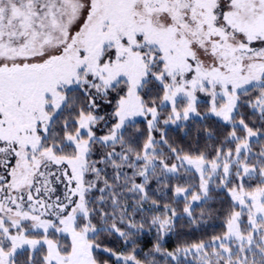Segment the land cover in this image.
Returning <instances> with one entry per match:
<instances>
[{"label": "snow or ice", "instance_id": "1", "mask_svg": "<svg viewBox=\"0 0 264 264\" xmlns=\"http://www.w3.org/2000/svg\"><path fill=\"white\" fill-rule=\"evenodd\" d=\"M198 94L228 126L212 154L160 127L206 119ZM254 137L264 0H0V264H264ZM213 184L230 197L225 230L168 251L173 204L197 223Z\"/></svg>", "mask_w": 264, "mask_h": 264}, {"label": "trees", "instance_id": "2", "mask_svg": "<svg viewBox=\"0 0 264 264\" xmlns=\"http://www.w3.org/2000/svg\"><path fill=\"white\" fill-rule=\"evenodd\" d=\"M199 111L202 115H206L207 118L200 119L199 117H193L189 121L180 124L187 125L186 127L161 126V128L166 132L170 144L178 148H184L186 151L195 150L198 146L201 151H206L209 154H212L214 148L226 134L228 126L222 121L207 115L206 110ZM244 111L245 114L251 112L250 109ZM248 122L252 124L254 123V120L250 118ZM143 124L144 123H138L137 127L140 131H143L145 128L143 132L146 135L147 127ZM209 134H211V138H209ZM154 135L157 140L160 139L161 134L154 133ZM252 143L254 151H258L261 146H264V140H262L260 144L259 142ZM110 171L111 169H109V172ZM189 179L192 178L190 177ZM251 183L255 184L256 181H252ZM152 187H156L155 183H153ZM168 195L171 196L172 193L169 192ZM211 195L212 199L208 200L207 203L201 202L203 204V219L193 224L188 223L189 218L186 215H183L181 205L179 203L173 204V207L177 208L178 215L183 218L178 220L175 232L166 240L165 247L168 251H172L178 245L184 243L199 240H204L206 242L210 241L214 235H220L225 230L224 220L228 212L231 211L229 207L231 201L225 192L219 191V189H216V186L212 188ZM194 207V216L198 218L201 217L202 208L200 206ZM152 235L153 234H148L140 238L142 240L140 248L142 247L143 251L151 248ZM106 243L117 252H120L125 248L123 242L114 237H107ZM104 259H108L107 254H105ZM110 264H115V258L111 259Z\"/></svg>", "mask_w": 264, "mask_h": 264}, {"label": "rangeland", "instance_id": "3", "mask_svg": "<svg viewBox=\"0 0 264 264\" xmlns=\"http://www.w3.org/2000/svg\"><path fill=\"white\" fill-rule=\"evenodd\" d=\"M198 96H199V104H198V111L199 110H201V111H203V110H206V114L207 115H209V116H211L210 114H208V112H207V106H208V97L207 96H205L204 94H198ZM251 110V109H250ZM211 117H214V118H216V119H218V120H220L219 118H217V117H215V116H211ZM139 119V118H138ZM221 121V120H220ZM183 122H185V121H181V122H178V124H181V123H183ZM223 122V121H222ZM224 123V122H223ZM144 126H146V124H143ZM161 126H164L163 124H161ZM160 126V127H161ZM169 126H172V127H176L177 125H172V124H170V125H168L167 127H169ZM140 127V126H139ZM147 127V126H146ZM144 130H145V128H144ZM143 130V131H144ZM156 133H159V132H156ZM159 134H161V133H159ZM262 141V140H261ZM261 141H259V144L261 143ZM252 142H257V138H252ZM140 143L142 144L143 143V140H141L140 141ZM197 180H198V177H197ZM215 186V184H213V185H211L210 187H211V189L213 188ZM219 191H223V190H219ZM223 192H225V194L228 196V194H227V192L226 191H223ZM229 197V196H228ZM229 199H230V197H229ZM180 205H181V208H182V211H183V208H184V204L183 203H179ZM183 215H185V214H183ZM179 216V215H178ZM140 247V246H139ZM142 248V247H141ZM139 250V249H138ZM149 250H144V252H148ZM154 255V258H155V264H167V262L170 260V258H168V257H166V256H164V255H162V254H160V253H154L153 254ZM142 256H143V254H142ZM181 261H183V264H196V258L194 257V256H192V255H189V256H187V258H185L183 255H181ZM171 264H177V262L176 261H172L171 262Z\"/></svg>", "mask_w": 264, "mask_h": 264}]
</instances>
